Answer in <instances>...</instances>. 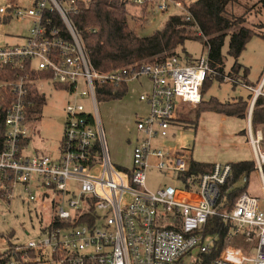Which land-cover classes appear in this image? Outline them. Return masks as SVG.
I'll return each mask as SVG.
<instances>
[{
  "label": "built area",
  "instance_id": "obj_1",
  "mask_svg": "<svg viewBox=\"0 0 264 264\" xmlns=\"http://www.w3.org/2000/svg\"><path fill=\"white\" fill-rule=\"evenodd\" d=\"M132 1L138 6L154 3L159 13L173 7V14L191 18L185 0ZM75 4L33 0L28 7L0 6L2 21L30 20L19 42L0 44V68L9 73L0 79L5 129L0 201L8 204L22 190L27 202H40L47 214L39 225L40 237L16 245L23 264H200L208 255L210 264H264V208L258 198L245 191L231 207H222L220 186L231 176V164L216 162L207 171L189 174L190 150L163 144L177 102L193 105L202 98L201 87L210 72L207 54L191 62L172 55L99 71L71 19ZM142 76L150 88L139 95L146 109L135 114L138 135L131 162L116 165L98 114L97 86L124 83L128 92L129 81ZM43 83L74 99L85 98L93 109L86 110L77 100L66 102L62 136L53 155L27 153L28 109L36 93L43 95ZM262 87L253 89L254 100L264 96ZM249 135L255 170L262 174L261 131L250 130ZM150 169L172 172V182L149 189ZM247 180L243 175L241 183ZM210 219L214 228L218 219L223 222V240L218 231H208Z\"/></svg>",
  "mask_w": 264,
  "mask_h": 264
},
{
  "label": "rangeland",
  "instance_id": "obj_2",
  "mask_svg": "<svg viewBox=\"0 0 264 264\" xmlns=\"http://www.w3.org/2000/svg\"><path fill=\"white\" fill-rule=\"evenodd\" d=\"M32 1L0 0V6L17 4L28 7ZM192 1L194 0H185L184 2L188 4ZM240 2L244 7L235 4L233 8L238 14L247 11L244 15V25L252 28L256 33L264 32L263 28H259V25L264 24V5L258 4V0H240ZM154 9V3L147 4L146 20L142 26L135 27L134 21L130 20V25H134L135 32L138 35L152 34L163 26L169 15L176 12L173 7L163 13L154 11ZM29 27V19L16 20L10 18L8 21L0 19V44L19 42L18 37L26 35ZM203 45L201 39H190L184 42L183 47L189 53V56L198 58L207 54V49ZM227 45L228 38H226L222 48V53L225 55L226 79L219 81L213 78L209 84L206 83L203 87V99L215 97L219 101L230 100L234 102L239 96L247 97L248 91L243 84L256 85L262 81L264 84V38L257 35L251 36L237 59L227 55ZM234 63L239 68L231 72ZM135 83L136 81H129V92L120 99L98 103V114L105 131L111 160L114 164L120 166H129L131 162L130 152L133 145L129 140L133 139L134 142V138L138 135L134 127L135 112L144 114L146 109V104L139 100L140 93H143L145 89L136 88ZM39 90L43 94V101L37 103V101L31 99L28 109L27 126L30 129L31 137L27 153L53 155L58 149L62 136L66 102L77 100V102L84 104L86 110L93 109L85 98L74 99L66 91L52 87L51 84L43 83ZM197 104L184 105L181 111H177L178 116L184 120L189 118L195 120L193 111L196 109ZM249 110L250 106L248 104L246 116L251 117ZM181 125L174 124L170 127L169 135L163 141L166 147L185 149L192 144L195 138L192 127ZM260 130L264 138V128H260ZM253 156L255 158V153H253ZM172 176H174L172 172L163 173L150 169L146 173V186L154 190L165 182H172ZM245 191L248 195L257 197L260 205L264 208V171H262V174L257 170L249 172ZM17 194H20V196L16 195L8 204L0 201V256H7L10 261L15 259L23 264L24 261L17 253L16 245L26 244L29 240L38 239L40 237L39 225L46 220L47 214L44 208L42 209L40 202H27L24 191L18 190ZM38 264H46V262L41 261Z\"/></svg>",
  "mask_w": 264,
  "mask_h": 264
},
{
  "label": "trees",
  "instance_id": "obj_3",
  "mask_svg": "<svg viewBox=\"0 0 264 264\" xmlns=\"http://www.w3.org/2000/svg\"><path fill=\"white\" fill-rule=\"evenodd\" d=\"M257 3L262 6L264 0H258ZM235 4L243 6L240 0H194L187 4L191 16L189 21L179 14H171L161 28L150 35L143 36L135 32V27L142 26L146 20L147 4L138 6L132 0H76L75 8L70 12V16L88 50L93 67L99 71H110L145 61H160L172 55L191 62L195 58L189 56L183 44L186 40L201 39L203 46L207 49L210 69L201 87L203 96V87L206 83L209 84L213 78L219 81L226 79L225 55L222 53L226 38H228L227 55L234 59L241 54L251 36L257 35L264 38V32L256 33L252 28L244 25V15L247 11L238 14L233 8ZM130 20L134 21L135 27L130 25ZM56 23L61 25L59 20H56ZM259 28L264 29V24L259 25ZM238 68L234 63L231 72ZM7 78H9L8 68H0V79ZM126 92L127 87L124 83L105 84L97 86L96 97L100 102H104L120 99ZM33 97L32 99L37 103L43 101V96L40 94L36 93ZM247 105V100L242 97H237L234 102L219 101L215 97L208 99L202 97L193 111L194 119L196 120L202 111H214L243 118L246 116ZM195 120H191L192 126ZM250 127L253 133L257 129L264 128L263 95H258L253 102ZM4 130L0 117V150L4 143ZM229 163L232 167L231 176L220 186L222 207H231L233 202L245 192L247 182L241 183V178L246 175L248 179L249 172L255 170L254 160ZM211 166L212 163L192 160L189 174L207 171ZM208 231H218L223 240L226 227L218 219V227L214 228L210 219ZM30 255L34 253L31 251ZM210 259V255L205 256L200 264H210ZM8 261L7 256H0V264H8Z\"/></svg>",
  "mask_w": 264,
  "mask_h": 264
},
{
  "label": "crops",
  "instance_id": "obj_4",
  "mask_svg": "<svg viewBox=\"0 0 264 264\" xmlns=\"http://www.w3.org/2000/svg\"><path fill=\"white\" fill-rule=\"evenodd\" d=\"M134 81H136V88L145 89V91L149 90L150 83L146 77L142 76ZM261 84H263V81L260 84L256 85L243 84L245 89L248 91L246 95L247 97H239L247 100L249 106L253 105L252 102H254V99L252 91L254 88L260 86ZM249 87H251L252 90L249 89ZM262 91L264 92V84L262 87ZM184 105L187 104L181 101L177 102L172 125L182 124L184 126L188 125L192 127L195 138L192 144L185 148L187 150H190L192 160L196 162H205L212 164L216 162L223 163L242 160H254V152H252L254 151V145L252 144L249 135V131L251 130L249 116L238 118L214 111H202L197 116L195 122H193L194 126H192L191 118H189L188 120L186 119V122H184L185 120L181 119L177 114V111H181V108ZM256 131L261 130L257 129ZM252 134L254 133L252 132ZM135 139L136 138H134V142ZM132 140L130 139L129 142H131L133 145L134 142ZM261 143L262 145L264 144L263 136Z\"/></svg>",
  "mask_w": 264,
  "mask_h": 264
}]
</instances>
